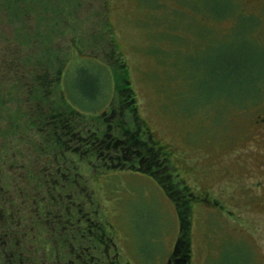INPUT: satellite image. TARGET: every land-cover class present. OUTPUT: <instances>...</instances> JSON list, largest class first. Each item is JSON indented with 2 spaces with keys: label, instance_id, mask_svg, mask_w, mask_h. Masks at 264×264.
<instances>
[{
  "label": "rangeland",
  "instance_id": "rangeland-1",
  "mask_svg": "<svg viewBox=\"0 0 264 264\" xmlns=\"http://www.w3.org/2000/svg\"><path fill=\"white\" fill-rule=\"evenodd\" d=\"M227 2L232 11L222 14ZM121 55L137 114L172 149L173 171L185 176L182 160L201 163L203 150L228 164L253 105L264 104V0H0V174L11 176L10 189L29 159H47L38 149L46 138L54 150L49 136L61 119L53 113L96 128L123 105L116 91L100 107L99 98L82 95L103 66L120 71ZM247 88L241 99L218 97ZM236 173L226 216L188 207L155 185L129 195L124 184L113 186L123 200L117 219L103 211L100 179L91 173L88 184L122 264H264V187L247 192L245 170ZM256 193L260 205L248 198Z\"/></svg>",
  "mask_w": 264,
  "mask_h": 264
},
{
  "label": "flooded vegetation",
  "instance_id": "flooded-vegetation-1",
  "mask_svg": "<svg viewBox=\"0 0 264 264\" xmlns=\"http://www.w3.org/2000/svg\"><path fill=\"white\" fill-rule=\"evenodd\" d=\"M253 106L252 121L236 140L238 148L231 155L229 163L224 164L221 157L212 162L209 154L203 150L201 163H193L191 155L182 160L185 176L180 174L181 172L173 171L174 158L172 160L173 154L169 153L172 149L160 140H153L154 151L147 164L144 162L146 159L142 153V144L139 151L127 153L121 145V152L117 151L115 155L107 152L118 159L116 163L108 164V158L103 153L101 156L106 161L99 160L100 155L95 148L90 149V145L85 144L89 138L79 137L71 132L68 135L62 132L59 134L58 127H55L54 134H58L57 137L49 136L52 141L51 148L54 150L47 151V138L38 148L44 149L40 154L46 155L47 159L43 161L38 153L29 159L24 166L26 169L19 172L17 178L15 176L16 181L11 189V176H8L6 181L0 174V264H49V260H52L53 264H122L118 246L109 237L112 225L107 219L99 216L101 205L98 202L97 208L94 191H89L91 173L93 177L100 179L98 187L106 196L103 211H109L117 219L122 217V209L118 204L123 200L119 198L121 200L118 201L113 196V186H120L124 190L125 184V192L130 195L134 187L142 185L147 191L151 185H155L167 196L170 192L176 195V179L180 183L178 186L182 190L180 193L183 201L188 203V207L196 204L206 212L214 214L216 210L226 216V213L232 211L229 207L226 208L229 206L227 200H236V184L233 180L237 176L238 179L241 177V174L236 173L239 169L245 170V178L241 182L243 190L257 191L259 187H264V179L252 180L256 173L263 174L264 177V104L261 102ZM113 115L114 117L109 119L111 121H106L105 126L96 122V128L91 126V129H94L91 144L107 124L109 132H106L105 137L111 144L110 130L118 117L116 113ZM130 122L124 121L121 126L116 124L118 127L114 129L118 130V133L120 131L121 136H128L131 132L137 133L143 124V121L140 125H131ZM97 138L100 139V136ZM227 140L232 142L234 138L228 136ZM53 142L56 145H53ZM80 144H85L88 149L82 150ZM147 151L150 152L149 149ZM84 156L87 160L95 158L102 161L104 169L97 171L82 168L83 163L79 166L76 162L84 159ZM161 156H165L163 162L169 160V164L165 163L162 168L159 160ZM87 160L85 161L89 165L91 161ZM241 160L244 161L243 164L239 162ZM120 161H123V164L117 165ZM115 178H120L119 182ZM173 194L169 196L172 197ZM257 195L256 193L248 198L255 197L258 199L256 203L259 204L261 200ZM112 249H117L114 251V257Z\"/></svg>",
  "mask_w": 264,
  "mask_h": 264
},
{
  "label": "trees",
  "instance_id": "trees-1",
  "mask_svg": "<svg viewBox=\"0 0 264 264\" xmlns=\"http://www.w3.org/2000/svg\"><path fill=\"white\" fill-rule=\"evenodd\" d=\"M205 3H206V0H205ZM231 9H232L231 3L227 2L226 6L224 8V12L222 14H225L228 11H232ZM215 15L218 16V17L221 16V15L219 16L217 14H215ZM242 17H245V16H242ZM246 31H247V29H246ZM246 31H245V33H246ZM81 56H84V55L80 54L78 57H81ZM120 59H121V62H122V64H121L122 66L120 67L121 68L120 71H114L113 72L112 68L110 66H108L110 70L106 69L103 66V71L104 72L102 74L97 73L99 75V77L96 76L94 78L95 79L94 80V87H92V89L90 91H88V93L83 92L82 95H84V96L86 95L90 99L99 98L100 101H101V104L99 105V107H100L107 99L110 100L111 97H113V95H112L113 91H116V93L121 94L120 95L121 97L123 96V99H122V101H123L122 104L123 105H120V107H116V108L112 109L110 116L107 115V116L104 117L106 119V121H111L109 119L114 117L113 114L116 113V115L118 117L116 118L117 121H114V122H116L117 125L121 126L124 123V121H131L130 122L131 125H133V123H138V125H140L139 123L141 121H143V120L141 118H139V115L137 114V106H136V103H135L133 92H132L131 87H130L125 60H124V57L122 55H121ZM83 60L84 59L82 58V61ZM77 61H78V59H77ZM82 61H80V63H82V64L90 63V61L88 59H86L84 62H82ZM84 72H85V74L88 73L87 70H84ZM249 91H250V89H248V88L243 90V91H238V92H234V91L233 92H231V91L230 92H222V91H219L220 93L218 94V97H221V96L230 97L231 96V97L236 98V99H241V98H243L244 95H247V93ZM63 97H64L63 100L65 101V95H63ZM208 97H210V96H208ZM71 109H72V111L75 112V114L78 117L81 116L82 118H85V115L86 116L87 115H89V116L91 115V114L81 113L78 110H75L74 108H71ZM56 114L61 119L60 120L61 123L59 124L58 129H57V130H59L58 131L59 134L62 132L63 134L68 135V133L71 132V134L75 133L79 137H85V138L87 137V138H89L88 142L85 143V144L90 145L89 146L90 149L92 147L95 148L96 152L100 155L99 156L100 157L99 160H104L103 157L101 156V154L103 153L104 156H106L108 158V159H106L108 164L116 163V161H118V159H116L112 155L113 154L115 155V152H117V151L118 152L122 151L121 150V145H122V147H124L125 152L128 153V152H132V151H136V150L139 151V149L141 150V148H140L141 144L143 145L142 153L145 156L144 159H146L144 161L145 164H147L148 160L149 161L151 160L150 159L152 157L151 153H152V151H154V149H153V144H154L153 140L157 141V138L154 137L153 132L145 124L144 121H143L142 126L139 127V129H138V126L135 125V127L139 130L137 133L131 132V133H129L128 136L127 135L121 136L120 131L118 133V130L114 129L115 127H118V126L116 124H113V129L110 130V133H112L111 134L112 135L111 144L108 143L110 141H108L106 139V137H105V135H107L106 132H109V130L107 129V126H108V124H107L106 127L105 128L103 127L102 131L100 133H98V135L100 136V139L97 138V137H99L97 135V137H95L96 141L91 144L92 135H93L92 132H93L94 129H91L90 126H88L86 128V127L83 126V124L78 125V123H75L77 121L76 117L72 116L73 118L72 117H70V118L69 117H65L64 118L62 113H53L52 115H56ZM50 121L54 122L51 118H50ZM106 121L103 122L101 125L105 126ZM126 127H128V125ZM72 130H76V131H72ZM113 134H115L116 136L113 135ZM57 135L58 134H54L53 133V134L50 135V137L55 138L54 136L57 137ZM72 137H73V135H72ZM103 139H105V141H103ZM125 140H128V142L124 143L123 141H125ZM85 144L84 145L80 144V146H81L82 150L86 151V149H88V147ZM115 144H117L116 147H114ZM147 148L150 150L149 153L147 151L148 150ZM107 152H109V154H112V155H108ZM110 156H112V157H110ZM83 158L84 159H80V161L76 162L77 164H79V166H82V163L83 164L86 163V161H85V160H87L86 156H84ZM163 158H165V156L159 157V160H160V163H161L160 164V168H162L165 165V163L169 164V160H168V162H163V160H162ZM106 160H104V161H106ZM87 161H91L90 164H89V168L96 167L97 171H100V170L104 169L102 161H98V159H95V158L89 159L88 158ZM122 162L123 161H120L117 165L123 164ZM178 184H180V183H178V180L176 179L175 180V188H176L175 189V193H176V195H177V193L181 195L180 192H182V190L179 189Z\"/></svg>",
  "mask_w": 264,
  "mask_h": 264
}]
</instances>
